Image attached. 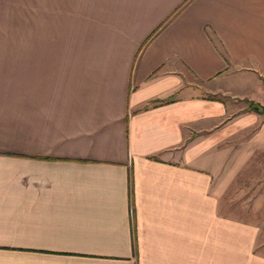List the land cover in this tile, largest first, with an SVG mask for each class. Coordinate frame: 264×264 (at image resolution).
<instances>
[{"label": "crops", "instance_id": "1", "mask_svg": "<svg viewBox=\"0 0 264 264\" xmlns=\"http://www.w3.org/2000/svg\"><path fill=\"white\" fill-rule=\"evenodd\" d=\"M28 2L0 39V264H264L218 208L246 123L205 95L264 93V0Z\"/></svg>", "mask_w": 264, "mask_h": 264}, {"label": "rangeland", "instance_id": "2", "mask_svg": "<svg viewBox=\"0 0 264 264\" xmlns=\"http://www.w3.org/2000/svg\"><path fill=\"white\" fill-rule=\"evenodd\" d=\"M29 0H12L11 18L12 22L7 21L4 24V35L0 39L4 40L20 39L22 43L28 41L31 18L29 14ZM3 6V9L7 7ZM1 9V8H0ZM41 17V16H40ZM42 19V18H41ZM53 35L55 45L49 46V53H66L76 54L77 41H69L67 46L60 44V36ZM4 53H13L12 51L18 48H3ZM22 53L27 51V47H20ZM16 53V52H15ZM79 53L87 54L88 47L82 46ZM200 93L199 95H202ZM213 96L217 101L220 100L226 106V119L230 122L243 119L246 123L244 126L232 127L229 125L227 130L228 139L222 144L223 148L228 150H245L247 157L244 160L240 158L229 159L230 174L226 185L223 186L221 198L218 208L222 213H226L230 219L242 221L249 225L257 227L256 238L252 245V254L264 258V143H254L253 136L259 130L261 123L264 121V114L254 113L246 109L247 104L244 99L258 102L264 106V93L258 90L248 89L245 94L239 95H220V94H205ZM219 99V100H218ZM263 131V130H262ZM260 145V149H254V146ZM246 148H242V147ZM236 168V170H235ZM230 263L237 264L232 260L236 259L235 255H229ZM240 264V262H239Z\"/></svg>", "mask_w": 264, "mask_h": 264}, {"label": "trees", "instance_id": "3", "mask_svg": "<svg viewBox=\"0 0 264 264\" xmlns=\"http://www.w3.org/2000/svg\"><path fill=\"white\" fill-rule=\"evenodd\" d=\"M207 97V96H206ZM207 99H210V100H217V99H214L213 96H208ZM219 100V99H218ZM220 101V100H219ZM244 101L246 102L247 104V107L246 109L248 111H252L254 113H258V114H264V106L261 105L260 103L258 102H254L252 100H247V99H244ZM133 240V238H132ZM134 248V247H133Z\"/></svg>", "mask_w": 264, "mask_h": 264}]
</instances>
